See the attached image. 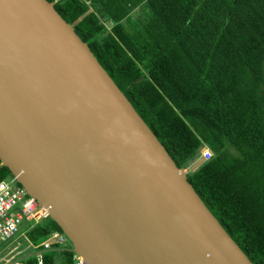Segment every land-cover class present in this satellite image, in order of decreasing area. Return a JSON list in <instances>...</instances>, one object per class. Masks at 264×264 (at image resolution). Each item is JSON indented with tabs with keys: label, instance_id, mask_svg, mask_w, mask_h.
I'll return each mask as SVG.
<instances>
[{
	"label": "water",
	"instance_id": "obj_1",
	"mask_svg": "<svg viewBox=\"0 0 264 264\" xmlns=\"http://www.w3.org/2000/svg\"><path fill=\"white\" fill-rule=\"evenodd\" d=\"M0 162L86 264H253L47 0H0Z\"/></svg>",
	"mask_w": 264,
	"mask_h": 264
},
{
	"label": "trees",
	"instance_id": "obj_2",
	"mask_svg": "<svg viewBox=\"0 0 264 264\" xmlns=\"http://www.w3.org/2000/svg\"><path fill=\"white\" fill-rule=\"evenodd\" d=\"M47 1L177 167L210 148L187 180L250 261L264 264V0ZM26 229L35 245L62 233L50 217ZM38 249L45 264H73L70 242Z\"/></svg>",
	"mask_w": 264,
	"mask_h": 264
},
{
	"label": "built area",
	"instance_id": "obj_3",
	"mask_svg": "<svg viewBox=\"0 0 264 264\" xmlns=\"http://www.w3.org/2000/svg\"><path fill=\"white\" fill-rule=\"evenodd\" d=\"M200 157L208 160L212 152L208 146L200 150ZM49 217L47 208L40 205L34 197L29 196L25 189L14 181L13 177H6L0 181V248L18 234L24 226L33 227L41 220ZM34 251L25 258L4 257L0 249V264H45L43 252L37 248L49 249L52 246H66L67 239L63 233L53 231L40 244L34 245L28 239ZM73 264H86L84 258L73 252Z\"/></svg>",
	"mask_w": 264,
	"mask_h": 264
},
{
	"label": "rangeland",
	"instance_id": "obj_4",
	"mask_svg": "<svg viewBox=\"0 0 264 264\" xmlns=\"http://www.w3.org/2000/svg\"><path fill=\"white\" fill-rule=\"evenodd\" d=\"M188 170H190V166L185 169L186 172ZM27 227L28 226H24L18 234L13 236L10 240L5 242L1 246L0 249H1L2 255L6 254L9 257L17 258V256L22 252L32 253L34 251V246L30 245V243L27 241V239H28L27 235H26V230H27L26 228ZM66 243L69 244L68 241H66ZM37 250H38V248H37Z\"/></svg>",
	"mask_w": 264,
	"mask_h": 264
},
{
	"label": "crops",
	"instance_id": "obj_5",
	"mask_svg": "<svg viewBox=\"0 0 264 264\" xmlns=\"http://www.w3.org/2000/svg\"><path fill=\"white\" fill-rule=\"evenodd\" d=\"M31 253H29V252H22V253H20L18 256H17V258H25V257H27V256H29ZM4 257H8L6 254H4ZM57 262H59L58 260H56Z\"/></svg>",
	"mask_w": 264,
	"mask_h": 264
},
{
	"label": "clouds",
	"instance_id": "obj_6",
	"mask_svg": "<svg viewBox=\"0 0 264 264\" xmlns=\"http://www.w3.org/2000/svg\"><path fill=\"white\" fill-rule=\"evenodd\" d=\"M199 158H201L200 155H199V157H198L197 159H199ZM197 159H196V160H197ZM196 160H195V161H196ZM203 160H204V159H203ZM195 161H194V162H195ZM204 161H206V160H204Z\"/></svg>",
	"mask_w": 264,
	"mask_h": 264
}]
</instances>
